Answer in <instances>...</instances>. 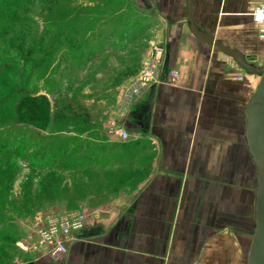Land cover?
<instances>
[{
  "label": "rangeland",
  "instance_id": "374dc122",
  "mask_svg": "<svg viewBox=\"0 0 264 264\" xmlns=\"http://www.w3.org/2000/svg\"><path fill=\"white\" fill-rule=\"evenodd\" d=\"M148 1L0 0V264H49L22 247L35 219L87 215L126 187L123 174L133 178L122 170L133 142L126 150L109 131L116 122L131 134L122 112L141 98L128 104L125 91L163 70L162 26L184 14L182 0ZM256 182L254 168L252 197ZM238 193L247 203L235 218L236 264H246L255 221L250 194Z\"/></svg>",
  "mask_w": 264,
  "mask_h": 264
},
{
  "label": "crops",
  "instance_id": "0c3cea01",
  "mask_svg": "<svg viewBox=\"0 0 264 264\" xmlns=\"http://www.w3.org/2000/svg\"><path fill=\"white\" fill-rule=\"evenodd\" d=\"M263 2L192 0V17L201 31L262 63L264 40L251 13ZM178 11L184 14L165 20L161 38L164 64L177 79L154 85L122 112L132 130L121 143L133 142L137 155L122 170L132 169L133 178L123 174L117 185L126 187L115 198L85 210L82 240L53 264H236L241 257L234 226L247 202L238 192L250 194L253 213L255 200L246 109L260 77L196 39L186 0Z\"/></svg>",
  "mask_w": 264,
  "mask_h": 264
},
{
  "label": "water",
  "instance_id": "95a60500",
  "mask_svg": "<svg viewBox=\"0 0 264 264\" xmlns=\"http://www.w3.org/2000/svg\"><path fill=\"white\" fill-rule=\"evenodd\" d=\"M142 1L150 6L148 0ZM186 11L189 29L196 39L232 58L247 74L260 77L258 87L246 109L245 141L257 172L254 200L255 229L246 264H264V59L260 66H256L252 59L246 58L239 50L226 47L222 41L215 40L213 36L201 31L194 24L192 0H186ZM167 76L168 66L164 64L162 82L166 81Z\"/></svg>",
  "mask_w": 264,
  "mask_h": 264
},
{
  "label": "built area",
  "instance_id": "2783aa9c",
  "mask_svg": "<svg viewBox=\"0 0 264 264\" xmlns=\"http://www.w3.org/2000/svg\"><path fill=\"white\" fill-rule=\"evenodd\" d=\"M251 18L256 27L264 32V2L259 4L251 13ZM264 40V35H260ZM178 74L171 72L168 74L166 81H174ZM241 79L238 78V81ZM162 83V70H156V73L147 71L141 73L139 77L133 81L131 88L126 89L124 101L129 104L130 101L139 100L144 92L151 90L154 85ZM129 92H132L130 94ZM136 96L137 98H134ZM129 98V99H128ZM120 142L130 139V135L125 127L112 123L109 131ZM87 224V215L83 212H64L63 214L42 213L35 219L29 227V231L24 234L22 247L26 249V245H33V249L37 250L42 258L48 257L50 264L58 263L68 252V245L71 242L81 241V233Z\"/></svg>",
  "mask_w": 264,
  "mask_h": 264
},
{
  "label": "trees",
  "instance_id": "16d2710c",
  "mask_svg": "<svg viewBox=\"0 0 264 264\" xmlns=\"http://www.w3.org/2000/svg\"><path fill=\"white\" fill-rule=\"evenodd\" d=\"M0 63H1V61H0ZM122 147L124 148V149H129L128 147V145L126 146V144H124V143H122ZM134 144H132V146L130 147V148H134ZM135 156H137V155H135V154H133V160H135ZM133 160L132 161H130V162H127L128 164L127 165H129V164H132L133 163ZM124 176V175H123ZM120 181H122V179H120ZM116 184H118V183H116ZM118 186H122V183L120 184V185H118Z\"/></svg>",
  "mask_w": 264,
  "mask_h": 264
},
{
  "label": "bare ground",
  "instance_id": "6f19581e",
  "mask_svg": "<svg viewBox=\"0 0 264 264\" xmlns=\"http://www.w3.org/2000/svg\"><path fill=\"white\" fill-rule=\"evenodd\" d=\"M259 82H260V80H259ZM259 84V83H258ZM258 87V86H257ZM257 89V88H256ZM255 93V92H254ZM251 245V244H250ZM250 250V249H249Z\"/></svg>",
  "mask_w": 264,
  "mask_h": 264
}]
</instances>
